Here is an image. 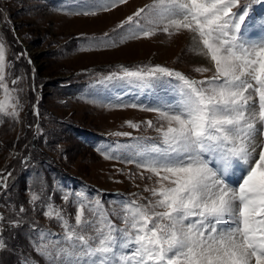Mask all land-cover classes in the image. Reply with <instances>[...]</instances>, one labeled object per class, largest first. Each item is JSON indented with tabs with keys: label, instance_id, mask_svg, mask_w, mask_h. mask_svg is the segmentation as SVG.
I'll return each mask as SVG.
<instances>
[{
	"label": "snow or ice",
	"instance_id": "snow-or-ice-1",
	"mask_svg": "<svg viewBox=\"0 0 264 264\" xmlns=\"http://www.w3.org/2000/svg\"><path fill=\"white\" fill-rule=\"evenodd\" d=\"M253 2L151 0L117 26L135 25L131 38L137 39L186 30L191 50L208 64L194 71L211 75L197 80L157 64L123 67L122 73L104 77L141 88L174 78L179 98L164 110L145 109L165 123L156 128L158 140L144 138L131 147L127 162L136 163L140 179L152 184L144 187L149 196L112 213L123 227L99 201L91 207L90 201L74 202V223L63 209L44 204L43 215L63 229L55 243H42L55 235L47 231H38L33 241L50 264H264V39L249 43L242 36ZM5 69L0 42V89L7 94ZM16 107L8 111L0 103V113L15 117ZM145 123L154 126L152 120ZM237 173L236 183L229 184L226 177ZM6 179L0 177V187H7ZM62 199L69 202V195ZM38 200L32 193L30 203ZM2 232L0 225V250L7 248Z\"/></svg>",
	"mask_w": 264,
	"mask_h": 264
},
{
	"label": "rangeland",
	"instance_id": "rangeland-1",
	"mask_svg": "<svg viewBox=\"0 0 264 264\" xmlns=\"http://www.w3.org/2000/svg\"><path fill=\"white\" fill-rule=\"evenodd\" d=\"M150 2L115 0L112 7L113 0H0L9 89L7 94L0 89V103L8 111L15 104L18 113H0V177L7 178V187H0V215L5 218L0 225L7 244L0 250V264H50L33 246L38 231L55 234L42 241L48 244L63 235L60 223L43 215L46 202L63 209L74 223V202L90 201L91 207L99 201L112 222L123 227L112 213H120L125 202L149 196L144 187L152 182L140 179L141 169L127 160L138 141L158 140L156 128L165 122L145 110L143 99H136L140 104L116 101L111 90L120 80L104 77L122 73L123 67L150 64L176 68L197 80L211 75L194 71L207 65L194 61L186 30L137 39L131 38L135 25L117 27ZM249 14L243 39L259 42L264 39V0H255ZM122 82L123 91L135 86ZM176 82L164 79L150 87L153 102L178 100ZM138 88L143 94L144 88ZM32 193L40 197L35 204L30 203ZM66 194L69 202L62 199ZM13 220L20 221L18 227L9 226Z\"/></svg>",
	"mask_w": 264,
	"mask_h": 264
},
{
	"label": "bare ground",
	"instance_id": "bare-ground-1",
	"mask_svg": "<svg viewBox=\"0 0 264 264\" xmlns=\"http://www.w3.org/2000/svg\"><path fill=\"white\" fill-rule=\"evenodd\" d=\"M188 43L191 45V35L188 36ZM197 57V58H196ZM196 60H194L196 63H202L208 66V64L204 61V59L202 57H198L196 55ZM239 175V173H237V176ZM230 177L234 178L232 175H229ZM235 179V178H234Z\"/></svg>",
	"mask_w": 264,
	"mask_h": 264
}]
</instances>
